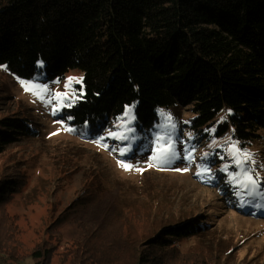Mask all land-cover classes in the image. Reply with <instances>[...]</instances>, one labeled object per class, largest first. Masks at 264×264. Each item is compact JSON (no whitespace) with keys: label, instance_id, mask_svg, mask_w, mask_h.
Here are the masks:
<instances>
[{"label":"trees","instance_id":"trees-1","mask_svg":"<svg viewBox=\"0 0 264 264\" xmlns=\"http://www.w3.org/2000/svg\"><path fill=\"white\" fill-rule=\"evenodd\" d=\"M0 70L20 84L50 87L41 93L46 100L78 71L82 83L73 82L72 98L52 113L84 139H99L131 118L154 128L161 111L180 121L174 110L188 108L195 149L219 122L217 137L230 135L252 151L264 130V0H0ZM32 125L22 116L1 118L0 154L34 136ZM216 176L224 181L222 172ZM222 187L234 193L230 184ZM18 189L15 181L0 182V201ZM93 196L103 200L100 192ZM263 207L264 198L252 213L263 214ZM209 226L195 216L161 227L142 241L148 253L140 251L137 264H161L152 261L154 250L175 249ZM95 236L99 245L93 233L85 240L92 249L76 246L75 263L102 264L111 254L106 236ZM52 250L43 242L30 264H51ZM0 264H23L1 239Z\"/></svg>","mask_w":264,"mask_h":264},{"label":"rangeland","instance_id":"rangeland-1","mask_svg":"<svg viewBox=\"0 0 264 264\" xmlns=\"http://www.w3.org/2000/svg\"><path fill=\"white\" fill-rule=\"evenodd\" d=\"M70 75L53 88L52 100H46L0 70V119L26 117L37 131L0 154V182L19 185L14 195L0 201V239L15 252L16 259L30 264L28 256L47 241L54 249L51 264H91L75 263V248L83 243L92 249L85 241L92 233L93 244L99 245L98 233L111 243L106 246L111 254L102 264H137L139 252L148 253L142 241L167 224L196 216L210 225L203 234L181 240L175 249L154 250L152 261L264 264V213H252L264 198L260 185L264 130L252 148L256 154L250 148L242 150L230 135L217 137L219 122L204 131L211 136L195 149L198 137L186 127L191 115L186 108L174 110L180 121L166 119V112L161 111L162 123L154 128L139 126L131 118L123 127H111L99 139H84L72 131L67 120L52 113L62 104L57 94L72 98L68 81H78L80 74L73 71ZM48 104L51 107L47 108ZM110 133L127 138L113 139ZM157 136L164 141L170 137L177 153L171 163L154 160L159 155ZM185 136L187 140L182 142ZM233 145L255 161L245 165L257 174L255 195L236 187L242 172L232 159ZM189 153L191 161L186 158ZM121 163L130 165L131 170H125ZM217 172L225 174L224 181L217 179ZM225 182L234 193L223 192ZM98 192L103 195L101 202L93 196ZM61 217H67L66 221Z\"/></svg>","mask_w":264,"mask_h":264},{"label":"snow or ice","instance_id":"snow-or-ice-1","mask_svg":"<svg viewBox=\"0 0 264 264\" xmlns=\"http://www.w3.org/2000/svg\"><path fill=\"white\" fill-rule=\"evenodd\" d=\"M77 83H82L81 81H77ZM21 84L25 87L26 91L32 92L33 95L37 96L38 98H42L41 93L43 91H46L44 89L38 88L36 85H32L29 83H26L24 81H21ZM72 84V80L70 79L68 81V85L70 86ZM83 93L81 92V95ZM57 98L63 102L65 99H70L66 94L61 95L57 94ZM131 113V109L126 112V116H128ZM55 114V113H54ZM170 119V117L168 118ZM118 127H123V124L118 125ZM113 139L117 140H124L127 137L123 135H119L118 133H110L109 134ZM156 140L158 142V151L159 155L154 157V160L158 161L160 164H166L171 163L174 159L177 158V153L175 151V148L171 142L170 137L164 141L160 136L156 137ZM121 155H124V152L122 151L120 153ZM243 158H240V157ZM186 158L191 161L193 159L192 155L189 153ZM232 159L236 165L237 168L241 169L242 176L240 177V182L236 185L238 188H242L243 191L255 195L257 193L258 183L257 178L252 174L253 169L251 168H245V165L248 164H254L255 161L252 159L251 154L249 153H240L238 149L235 148V145H233V152H232ZM121 167H123L125 170H131V166L128 164L121 163ZM137 171H141L140 169H137ZM207 171V170H205ZM226 171V169H225ZM201 173H198V175ZM233 180H236L237 177L233 176Z\"/></svg>","mask_w":264,"mask_h":264}]
</instances>
